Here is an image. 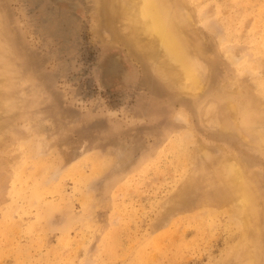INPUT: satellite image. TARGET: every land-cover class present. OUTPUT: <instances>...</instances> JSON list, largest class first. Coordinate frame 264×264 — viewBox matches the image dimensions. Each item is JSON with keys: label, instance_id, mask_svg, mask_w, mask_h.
Wrapping results in <instances>:
<instances>
[{"label": "rangeland", "instance_id": "1", "mask_svg": "<svg viewBox=\"0 0 264 264\" xmlns=\"http://www.w3.org/2000/svg\"><path fill=\"white\" fill-rule=\"evenodd\" d=\"M184 3L207 72L195 96L147 75L101 0H0V264H237L238 228L200 215L203 195L169 211L183 169L168 145L187 137L199 183L237 155L264 197V148L221 123L230 101L264 103V0Z\"/></svg>", "mask_w": 264, "mask_h": 264}, {"label": "bare ground", "instance_id": "2", "mask_svg": "<svg viewBox=\"0 0 264 264\" xmlns=\"http://www.w3.org/2000/svg\"><path fill=\"white\" fill-rule=\"evenodd\" d=\"M101 7L107 12L108 23L122 22V28L115 37H120L133 54L144 59L147 75L154 78L166 92L195 96L205 88L207 72L200 57L202 48L196 37V14L194 8L185 5L184 0H101ZM210 14L198 17L209 18ZM256 65L252 64L253 69H256ZM256 82L257 91L264 93V76L256 78ZM225 107L222 125L229 126L230 121L234 125L239 124L245 137H251L264 148L263 101L255 98L243 105L230 101ZM260 121L262 129L256 128V123ZM179 137L175 133L168 145L174 155L173 162L183 169V179L177 186L178 193L167 203L169 211L193 207L195 193H200L203 197L196 203L202 210L200 215L219 217L227 214L229 222L238 228L237 240L230 245L229 256H237V264H263L264 197L259 189V176L237 155L226 153L215 161L211 172L199 183L186 169L189 151L184 144L188 139ZM205 149L202 144H197V151L206 152ZM41 165L42 161L38 160L35 174ZM104 167L102 161L94 160L90 174L102 172ZM205 216H200V220L206 219ZM166 218H162L161 225L169 220Z\"/></svg>", "mask_w": 264, "mask_h": 264}]
</instances>
